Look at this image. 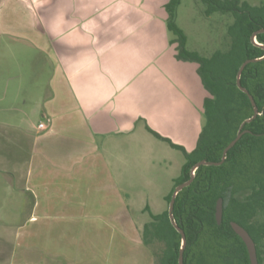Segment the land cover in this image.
Wrapping results in <instances>:
<instances>
[{"label": "crops", "instance_id": "1", "mask_svg": "<svg viewBox=\"0 0 264 264\" xmlns=\"http://www.w3.org/2000/svg\"><path fill=\"white\" fill-rule=\"evenodd\" d=\"M170 1L0 0V57L41 88L24 159L0 161V264H155L143 229L180 175L146 173L176 150L151 131L192 152L210 96L177 58Z\"/></svg>", "mask_w": 264, "mask_h": 264}, {"label": "trees", "instance_id": "2", "mask_svg": "<svg viewBox=\"0 0 264 264\" xmlns=\"http://www.w3.org/2000/svg\"><path fill=\"white\" fill-rule=\"evenodd\" d=\"M182 0H171L166 10L167 27L177 46V58L199 65V75L210 96L204 102L205 125L192 152L168 142L180 151L185 164L181 175L165 198L167 210L150 214L143 229V242L154 255L155 264H179L182 235L169 216L175 189L191 179L200 162L221 163L224 152L240 132L247 131L227 153L220 165L201 166L192 184L178 195L174 220L186 235L184 264H251L244 241L231 223L244 227L253 238L259 264H264V0L251 6L243 0H200L206 18L229 17L220 49L203 55L187 48V36L177 24ZM256 43L253 40L254 35ZM241 85L253 96L259 115ZM243 126V127H242ZM224 201L222 223L216 219L219 200Z\"/></svg>", "mask_w": 264, "mask_h": 264}, {"label": "rangeland", "instance_id": "3", "mask_svg": "<svg viewBox=\"0 0 264 264\" xmlns=\"http://www.w3.org/2000/svg\"><path fill=\"white\" fill-rule=\"evenodd\" d=\"M243 1L251 6H257L262 0ZM202 9L203 5L200 0H182L178 9L177 24L187 36V48L208 55L220 49L232 20L229 17L220 15L206 18L202 14ZM15 64L18 63L10 62L5 56L4 58L0 57V161L3 160L10 166L17 159L23 160L26 155L27 142L19 133L17 127L31 130V124L37 122V117L33 115L29 117V114L34 105L33 100L38 96V91L41 90V88H33L32 85H29L32 74L29 69L30 64L28 62H21L18 66ZM46 77L45 75L43 81L46 80ZM34 89L37 93L34 92ZM25 101H27V104H24ZM18 109H24L28 114L19 113ZM26 124L29 125L26 126ZM19 139L22 141V149L18 146ZM165 146L159 155L162 158L161 166L148 168L147 174L160 175L161 178L165 179L168 176L181 175V169L185 163L183 154ZM3 171L4 167L0 165V197H2V194L5 196L6 191V174ZM9 201L8 199V206ZM167 208L166 203V210Z\"/></svg>", "mask_w": 264, "mask_h": 264}, {"label": "water", "instance_id": "4", "mask_svg": "<svg viewBox=\"0 0 264 264\" xmlns=\"http://www.w3.org/2000/svg\"><path fill=\"white\" fill-rule=\"evenodd\" d=\"M262 32H264V30ZM257 34L258 33H256L254 35V37H253V40H254L255 43H256L255 37H256ZM250 62H253V61L249 60V61L245 62L243 64V66L241 67V69L239 71V74H238V82H237L238 87L244 93H246L249 96V98L251 100V103H252V105L254 106V109H255V113H254L253 118L249 119L247 122L253 121L259 115L258 108L256 106V102H255L253 96L248 92V90L244 89L242 87V85H241V76H242L243 70ZM246 132L247 131L240 132L237 135V137L231 142V144L226 148V150L224 152L223 161L221 163H215L214 164V163H210V162H206V161H202V162L198 163L192 170L191 179L189 181L179 185L175 189V191L173 193V196H172V199H171V202H170V205H169V216H170V219H171L174 227L182 235L183 244H182V249H181V252H180L179 264H184V251H185V248H186V245H187V240H186V235H185L184 231L178 227V225L175 223V220H174L173 211H174V206H175V202H176V199H177L178 195L180 194V192L184 188H186V187H188V186H190L192 184V182L194 181L196 172L201 166H204V165L210 166V165H220V164H222L226 160L227 153L240 141V139L242 138V136ZM223 213H224V201L221 199V200L218 201L217 208H216V219H217L219 225L222 223ZM231 226H232L233 230L235 231V233L244 241V243H245V245L247 247V250L249 252V257H250L251 264H259L258 254H257V247H256V244H255L253 238L249 234V232L244 227H242L240 224H238L236 222H232Z\"/></svg>", "mask_w": 264, "mask_h": 264}, {"label": "built area", "instance_id": "5", "mask_svg": "<svg viewBox=\"0 0 264 264\" xmlns=\"http://www.w3.org/2000/svg\"><path fill=\"white\" fill-rule=\"evenodd\" d=\"M38 128L40 130H45L46 129V124L45 123H41Z\"/></svg>", "mask_w": 264, "mask_h": 264}]
</instances>
